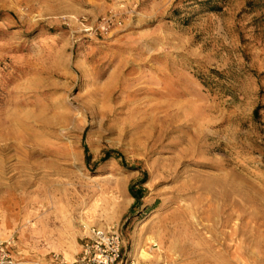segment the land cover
Listing matches in <instances>:
<instances>
[{"label": "rangeland", "instance_id": "374dc122", "mask_svg": "<svg viewBox=\"0 0 264 264\" xmlns=\"http://www.w3.org/2000/svg\"><path fill=\"white\" fill-rule=\"evenodd\" d=\"M215 1L0 0L17 259L73 261L84 219L120 229L119 264H264V2Z\"/></svg>", "mask_w": 264, "mask_h": 264}, {"label": "built area", "instance_id": "2783aa9c", "mask_svg": "<svg viewBox=\"0 0 264 264\" xmlns=\"http://www.w3.org/2000/svg\"><path fill=\"white\" fill-rule=\"evenodd\" d=\"M113 24L112 18H103L97 31L107 33ZM117 24H121L120 21ZM123 235L119 228L110 226L106 228L93 227L85 234L80 251L73 261H68L59 254H53L48 264H119L123 250ZM16 246L13 237L3 239L0 237V264H26L13 255Z\"/></svg>", "mask_w": 264, "mask_h": 264}, {"label": "trees", "instance_id": "16d2710c", "mask_svg": "<svg viewBox=\"0 0 264 264\" xmlns=\"http://www.w3.org/2000/svg\"><path fill=\"white\" fill-rule=\"evenodd\" d=\"M218 1V0H216ZM215 1V2H216ZM256 0H249L248 2V7L251 9L255 8V3ZM212 2V1H210ZM207 2L206 4L210 3ZM264 0H259V3H263ZM258 5V4H257ZM220 8H218V6H213V11H218ZM85 154H86V160L89 163L91 161V155L89 152V149L87 147H85ZM110 159H117V160H121L122 163L125 165V162L123 160V156L121 153L117 152V151H107L102 159V161H108ZM129 192L131 194V196L135 199L136 203L140 202L143 198V193H141L140 191L136 190V185L132 184L129 187Z\"/></svg>", "mask_w": 264, "mask_h": 264}, {"label": "crops", "instance_id": "0c3cea01", "mask_svg": "<svg viewBox=\"0 0 264 264\" xmlns=\"http://www.w3.org/2000/svg\"><path fill=\"white\" fill-rule=\"evenodd\" d=\"M83 220V221H82ZM80 226L82 227L81 230H83V233L80 234L79 238H80V243L82 242L85 234H88L89 233V230L93 227H96V228H106V227H109V226H99V225H94V224H90L88 223L87 221H85L84 219H81V222H80ZM84 223H87L89 224L88 227H86V225ZM75 259V258H74Z\"/></svg>", "mask_w": 264, "mask_h": 264}, {"label": "bare ground", "instance_id": "6f19581e", "mask_svg": "<svg viewBox=\"0 0 264 264\" xmlns=\"http://www.w3.org/2000/svg\"><path fill=\"white\" fill-rule=\"evenodd\" d=\"M145 254H146V252H145Z\"/></svg>", "mask_w": 264, "mask_h": 264}]
</instances>
